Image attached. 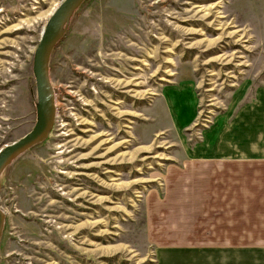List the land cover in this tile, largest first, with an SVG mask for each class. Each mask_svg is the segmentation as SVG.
Segmentation results:
<instances>
[{
	"label": "rangeland",
	"instance_id": "374dc122",
	"mask_svg": "<svg viewBox=\"0 0 264 264\" xmlns=\"http://www.w3.org/2000/svg\"><path fill=\"white\" fill-rule=\"evenodd\" d=\"M60 2L0 0V148L35 123ZM49 72L53 126L0 175V264H264V223L237 213L264 0H85Z\"/></svg>",
	"mask_w": 264,
	"mask_h": 264
},
{
	"label": "water",
	"instance_id": "95a60500",
	"mask_svg": "<svg viewBox=\"0 0 264 264\" xmlns=\"http://www.w3.org/2000/svg\"><path fill=\"white\" fill-rule=\"evenodd\" d=\"M84 0H61L48 17L34 50L33 73L36 83V119L33 127L16 140L0 148V175L19 154L43 141L51 130L55 115V93L50 80L49 61L56 43L64 35L74 11ZM1 190V181H0ZM4 226V211L0 207V239Z\"/></svg>",
	"mask_w": 264,
	"mask_h": 264
},
{
	"label": "crops",
	"instance_id": "0c3cea01",
	"mask_svg": "<svg viewBox=\"0 0 264 264\" xmlns=\"http://www.w3.org/2000/svg\"><path fill=\"white\" fill-rule=\"evenodd\" d=\"M237 131L240 137L239 145L237 141V213L243 217L255 216L264 223V88L240 112ZM216 170L211 167V171ZM240 228L241 223L237 225V232Z\"/></svg>",
	"mask_w": 264,
	"mask_h": 264
},
{
	"label": "trees",
	"instance_id": "16d2710c",
	"mask_svg": "<svg viewBox=\"0 0 264 264\" xmlns=\"http://www.w3.org/2000/svg\"><path fill=\"white\" fill-rule=\"evenodd\" d=\"M84 1H85V0H84ZM84 1H83V2H84Z\"/></svg>",
	"mask_w": 264,
	"mask_h": 264
}]
</instances>
